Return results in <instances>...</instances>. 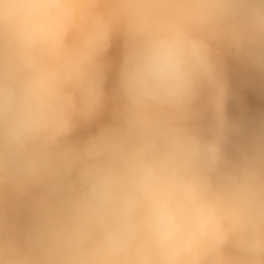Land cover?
Instances as JSON below:
<instances>
[{"label":"clouds","instance_id":"clouds-1","mask_svg":"<svg viewBox=\"0 0 264 264\" xmlns=\"http://www.w3.org/2000/svg\"><path fill=\"white\" fill-rule=\"evenodd\" d=\"M227 58L264 74V0H0V264H264Z\"/></svg>","mask_w":264,"mask_h":264},{"label":"rangeland","instance_id":"rangeland-1","mask_svg":"<svg viewBox=\"0 0 264 264\" xmlns=\"http://www.w3.org/2000/svg\"><path fill=\"white\" fill-rule=\"evenodd\" d=\"M118 45L120 46V42L116 41L113 44V49L115 48L114 50H117ZM116 46H118L117 49ZM119 54L120 50L110 57L113 70L109 73L106 85L108 89H111L115 84V67L119 63ZM226 64V75L234 98L225 103V114L235 115L242 107L250 117L256 120H264V74L257 72L250 65L235 58H227ZM79 131L77 132L78 135L81 133ZM85 131L87 134L94 133L96 131V125L85 129Z\"/></svg>","mask_w":264,"mask_h":264},{"label":"bare ground","instance_id":"bare-ground-1","mask_svg":"<svg viewBox=\"0 0 264 264\" xmlns=\"http://www.w3.org/2000/svg\"><path fill=\"white\" fill-rule=\"evenodd\" d=\"M117 44H118V43H117ZM118 46H119V45H118ZM118 46H116V49H117ZM114 49H115V48H114ZM114 49H113V47H112V49L110 50V52H109V57H112L115 53L119 52V50H120V46L118 47L117 50H114ZM119 56H120V54H119ZM119 56H118V58H119ZM115 61H116V57H115ZM80 131H81V133H80L79 135L77 134L78 137H83V136H87V135L90 134V133L87 134L86 131H85V129H81ZM80 131H79V132H80Z\"/></svg>","mask_w":264,"mask_h":264}]
</instances>
